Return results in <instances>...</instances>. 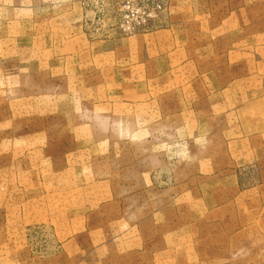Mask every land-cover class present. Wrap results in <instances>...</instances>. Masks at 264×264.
I'll return each instance as SVG.
<instances>
[{"label":"rangeland","instance_id":"rangeland-1","mask_svg":"<svg viewBox=\"0 0 264 264\" xmlns=\"http://www.w3.org/2000/svg\"><path fill=\"white\" fill-rule=\"evenodd\" d=\"M127 1L0 0V264H264V0Z\"/></svg>","mask_w":264,"mask_h":264},{"label":"built area","instance_id":"built-area-1","mask_svg":"<svg viewBox=\"0 0 264 264\" xmlns=\"http://www.w3.org/2000/svg\"><path fill=\"white\" fill-rule=\"evenodd\" d=\"M125 8H126L125 12L127 11V13H128L130 10V0L127 1ZM128 18H129V16L127 14H125V19H127V22H128ZM128 28H130V27L128 26Z\"/></svg>","mask_w":264,"mask_h":264}]
</instances>
